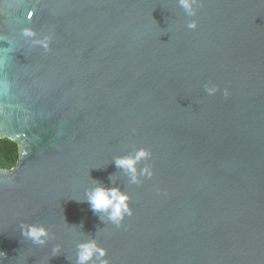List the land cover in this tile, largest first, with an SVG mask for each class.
<instances>
[{"label": "water", "instance_id": "95a60500", "mask_svg": "<svg viewBox=\"0 0 264 264\" xmlns=\"http://www.w3.org/2000/svg\"><path fill=\"white\" fill-rule=\"evenodd\" d=\"M193 12L0 0V138L20 148L0 168V264H76L87 239L109 264H264V0ZM141 148L152 175L132 183L114 159ZM97 182L129 194L119 226L87 202Z\"/></svg>", "mask_w": 264, "mask_h": 264}, {"label": "clouds", "instance_id": "9594fccd", "mask_svg": "<svg viewBox=\"0 0 264 264\" xmlns=\"http://www.w3.org/2000/svg\"><path fill=\"white\" fill-rule=\"evenodd\" d=\"M194 0H180L181 6L189 13L193 12ZM195 22L189 24V27H195ZM25 35H33L30 29L25 30ZM45 48L48 47V40L45 38L39 41ZM209 94L216 91L215 88L208 89ZM227 94V93H226ZM149 152L141 148L134 153L119 156L114 159L115 165L119 169L125 170L130 174L132 183H138L141 176L147 174L152 175V172L146 166L138 171L137 164L146 159ZM15 161L7 162L0 160V167H12ZM129 194L124 192L119 186L107 187L102 183L97 182L87 193V202L90 204L94 213L101 214V220L106 215L107 219L119 226L124 220L125 216L132 215L131 208L129 206ZM22 234L30 238L34 243L44 244L49 238V230L42 224H29L22 226ZM76 264H88L89 261L92 264H109L106 259L107 249L98 244L95 239H87L81 241L78 245ZM56 249H54L55 251Z\"/></svg>", "mask_w": 264, "mask_h": 264}, {"label": "trees", "instance_id": "16d2710c", "mask_svg": "<svg viewBox=\"0 0 264 264\" xmlns=\"http://www.w3.org/2000/svg\"><path fill=\"white\" fill-rule=\"evenodd\" d=\"M0 160L7 162L15 161L12 167L0 168H14L20 160V148L18 143L9 138H0Z\"/></svg>", "mask_w": 264, "mask_h": 264}]
</instances>
